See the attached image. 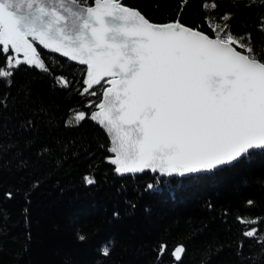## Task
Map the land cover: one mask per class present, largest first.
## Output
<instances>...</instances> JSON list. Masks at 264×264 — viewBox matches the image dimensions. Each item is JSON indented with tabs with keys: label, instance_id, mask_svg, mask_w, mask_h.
Segmentation results:
<instances>
[{
	"label": "trees",
	"instance_id": "trees-1",
	"mask_svg": "<svg viewBox=\"0 0 264 264\" xmlns=\"http://www.w3.org/2000/svg\"><path fill=\"white\" fill-rule=\"evenodd\" d=\"M120 1L152 23L179 19L210 36L209 24L222 25L231 13V34L250 33L264 55V0ZM39 52L50 73L21 65L10 86L0 79V100L7 97L0 105V264H177L168 254L157 261L161 242L169 252L185 246L180 264H264L261 244L242 236L256 227L264 239V153L188 178L118 175L107 159L110 139L96 122L66 126L74 111H91L78 95L81 66ZM61 76L72 87L54 86L53 77ZM85 176L95 183L86 184ZM238 216L259 223L241 225Z\"/></svg>",
	"mask_w": 264,
	"mask_h": 264
},
{
	"label": "snow or ice",
	"instance_id": "snow-or-ice-1",
	"mask_svg": "<svg viewBox=\"0 0 264 264\" xmlns=\"http://www.w3.org/2000/svg\"><path fill=\"white\" fill-rule=\"evenodd\" d=\"M231 17L225 13L222 25L209 24L210 36L179 19L152 23L120 0H0V79L10 86L21 65L50 73L38 55L42 46L81 66L78 95L91 111H74L66 126L96 122L110 139L114 156L107 159L118 175L213 172L264 153V55L254 50L250 33L231 34ZM53 83L72 87L63 76ZM84 182L95 180L85 176ZM259 235L256 227L242 231L264 248ZM101 251L110 254L107 245ZM156 251L157 261L168 254L180 264L186 249L180 244L169 252L161 242Z\"/></svg>",
	"mask_w": 264,
	"mask_h": 264
},
{
	"label": "water",
	"instance_id": "water-1",
	"mask_svg": "<svg viewBox=\"0 0 264 264\" xmlns=\"http://www.w3.org/2000/svg\"><path fill=\"white\" fill-rule=\"evenodd\" d=\"M122 4H123V1H120ZM124 5V4H123ZM124 6H126V5H124ZM128 7V6H127ZM131 8V7H130ZM132 9H134V8H132ZM135 10H138V9H135ZM139 11V10H138ZM144 15V14H143ZM146 17V16H145ZM148 19V18H147ZM151 22V21H150ZM233 47H236L235 45H233ZM43 49V47L42 46H38V55H39V57H40V59H41V55H40V52H39V49ZM237 48V47H236ZM45 50V49H44ZM237 50L238 51H240L238 48H237ZM47 51H50V50H47ZM51 52V51H50ZM242 52V51H241ZM243 53V52H242ZM55 54H57V55H59V56H61L60 54H58V53H55ZM22 53H21V58H22ZM62 57V56H61ZM64 58V57H63ZM73 63H75V62H73ZM76 64V63H75ZM78 65V64H77ZM96 110H98V109H96ZM113 156H114V154H113ZM233 166V165H232ZM226 167H230V166H225V167H223V168H226ZM223 168H220V169H223ZM220 169H218V170H220ZM217 171V170H216ZM145 172H151V171H148V170H146ZM213 172H215V171H213ZM153 173V172H152ZM207 173H212V172H207ZM139 174H141V173H136V174H124V175H121V176H136V175H139ZM153 174H156V175H160V176H162V177H166V178H176V177H178V178H188V177H191V176H198V175H185V176H180V175H172V176H168V175H164V174H160V173H153ZM202 174H206V173H202ZM199 175H201V174H199ZM183 257V256H182Z\"/></svg>",
	"mask_w": 264,
	"mask_h": 264
},
{
	"label": "rangeland",
	"instance_id": "rangeland-1",
	"mask_svg": "<svg viewBox=\"0 0 264 264\" xmlns=\"http://www.w3.org/2000/svg\"><path fill=\"white\" fill-rule=\"evenodd\" d=\"M235 45V44H234ZM236 46H238V45H236Z\"/></svg>",
	"mask_w": 264,
	"mask_h": 264
}]
</instances>
